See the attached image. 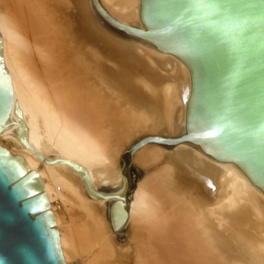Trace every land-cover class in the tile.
Instances as JSON below:
<instances>
[{
	"label": "bare ground",
	"instance_id": "bare-ground-1",
	"mask_svg": "<svg viewBox=\"0 0 264 264\" xmlns=\"http://www.w3.org/2000/svg\"><path fill=\"white\" fill-rule=\"evenodd\" d=\"M167 29L147 0H0L31 152L15 125L0 149L39 178L65 264H264V177L207 130L200 64ZM150 136L172 141L136 150Z\"/></svg>",
	"mask_w": 264,
	"mask_h": 264
},
{
	"label": "water",
	"instance_id": "water-1",
	"mask_svg": "<svg viewBox=\"0 0 264 264\" xmlns=\"http://www.w3.org/2000/svg\"><path fill=\"white\" fill-rule=\"evenodd\" d=\"M147 8L200 64L207 130L264 177V0H147ZM12 89L0 31V132L15 125L31 152L20 106L11 115ZM0 264H65L41 182L9 149H0Z\"/></svg>",
	"mask_w": 264,
	"mask_h": 264
},
{
	"label": "rangeland",
	"instance_id": "rangeland-1",
	"mask_svg": "<svg viewBox=\"0 0 264 264\" xmlns=\"http://www.w3.org/2000/svg\"><path fill=\"white\" fill-rule=\"evenodd\" d=\"M110 26H112V28H114L116 30V32H118L119 34H123V35H132V31L128 30L127 28L125 29V27H123L122 25L120 24H117L116 22H113V21H110L109 19H106L105 20ZM163 142V143H169L171 142L172 140L168 139V138H165V137H157V136H150V138L148 137H142L141 139H139L135 145V147L137 148L136 150H138V148L142 147L144 145V143H148V142ZM122 163L125 167V171H126V175L129 179H134L137 175V168H136V165L133 164V161H132V157H131V150H128L126 151L123 156H122ZM126 197L124 196V199L123 201L120 200L119 203V206H121V208H125L126 207ZM128 199V197H127ZM116 201V199H115ZM114 205V204H112ZM120 208V207H119ZM118 216V215H117ZM115 224H117V220L114 221ZM119 224H117V230H116V234L117 236L120 238V239H124V237L126 236V224H125V220H122L120 222H118ZM239 253V251H237Z\"/></svg>",
	"mask_w": 264,
	"mask_h": 264
}]
</instances>
